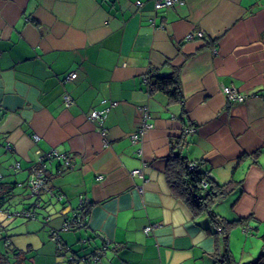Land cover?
<instances>
[{
    "label": "crops",
    "instance_id": "obj_1",
    "mask_svg": "<svg viewBox=\"0 0 264 264\" xmlns=\"http://www.w3.org/2000/svg\"><path fill=\"white\" fill-rule=\"evenodd\" d=\"M181 1L155 11L152 0H0V264H66L51 230L78 254L115 244L102 264H226V250L248 264L264 253V0ZM192 32L202 36L186 40ZM150 72L174 75L182 102L151 92ZM224 86L244 102H227ZM104 99L117 104L89 120ZM143 108L153 127L133 142ZM181 135L179 154L227 185L211 206L238 221L226 235L169 186ZM49 150L70 167L51 159L47 190L31 195L30 169ZM82 201L85 227L62 230Z\"/></svg>",
    "mask_w": 264,
    "mask_h": 264
},
{
    "label": "trees",
    "instance_id": "obj_2",
    "mask_svg": "<svg viewBox=\"0 0 264 264\" xmlns=\"http://www.w3.org/2000/svg\"><path fill=\"white\" fill-rule=\"evenodd\" d=\"M146 83H147L148 89L151 92L152 91H159V92H162L165 95H167V97L173 102H176V103L182 102L183 96H182L181 88H180V85H179V83H178V81L174 75L171 74V75L162 76V75L150 72L146 77ZM106 107L107 106H105L103 109H105ZM110 109L108 110V112L110 111ZM92 111H94V110H92ZM95 111H97V110H95ZM108 112H107V114H108ZM192 128H190V127L184 128L182 135L187 134L188 132H191L192 130H194ZM182 135L180 137H178L174 143H172L171 153L168 156V162H169L168 165H170V166L167 168V179L169 182V186L172 188L173 192L177 196H179V198L184 203H186L194 213H198L200 211H205V212H207L209 218L211 219V221L213 223L224 224V225L220 226L219 230H220V233L222 235H226L228 228L231 226H234L238 221H225V223H224L223 219L218 217L213 212V210L211 209V206L214 202H216L222 196H224L223 194L226 193L227 185L213 184L211 179L206 175V173L203 174V173L197 171V169H196L197 165L192 170L188 169L189 163L187 162L186 158L182 157L178 152L180 141L183 140ZM59 154H63V153H59ZM65 157H66V155H65ZM50 160L51 159L47 160L46 163L44 162L46 167H47V163ZM67 167H70V166H67ZM46 171L48 173V170H46ZM49 176L50 175L48 173V179H49ZM1 178H2V175L0 174V179ZM203 180H206V186L205 187L202 186ZM40 192L41 191H39L36 195H38ZM36 195H34V196H36ZM80 205H81L80 208H82V203ZM2 206H3V199L0 195V210H3ZM84 206H85V204H84ZM28 211H30V210H28ZM86 212H87V210L85 211V213L79 212V213L83 214V216L79 215L80 218L78 216L77 220L70 221V224L68 225L67 229H62V226H61V229L62 230H69V229L84 228L85 223H86V221H85ZM72 218H70V219H72ZM63 223H62V225H63ZM53 231L54 230H51L50 233L56 232V237H54V239L53 238L52 239L55 241L57 251H59V253H62L64 255L66 264H102L101 262H102V256L104 254V251L110 247H112L114 249V246H115V244H110V242L108 240H103L101 245L97 246L93 252L87 253V254L86 253L78 254V253L72 251V249L69 246L60 242L57 231H54V232ZM51 237H52V235H51ZM222 257H223V260L226 264H229V263L233 264V261L231 259V256H230V253L228 250H226L225 254ZM263 257H264V253H262L258 257L257 260H254L248 264H259L260 260H262ZM234 264H237V263H234Z\"/></svg>",
    "mask_w": 264,
    "mask_h": 264
},
{
    "label": "built area",
    "instance_id": "obj_3",
    "mask_svg": "<svg viewBox=\"0 0 264 264\" xmlns=\"http://www.w3.org/2000/svg\"><path fill=\"white\" fill-rule=\"evenodd\" d=\"M153 4H154V9L155 11H158L162 8L165 7H169L174 5L175 3L178 4H182L183 1L181 0H152ZM202 34L201 32H192V33H188L186 35V40H191L195 37H201ZM75 77V72H70L65 80H69ZM146 81V78H145ZM222 92L223 95L225 96V99L227 100V102H239V103H243L245 100V96L240 94L237 89L231 87V86H224L222 88ZM263 98H264V92L262 94ZM62 102L65 105V107H70L71 105H73V99L69 94H64L62 97ZM102 103H107V107L103 110H97V111H92L89 115H88V119L91 121H99L100 123H102L105 120L106 114L108 112V110L114 106H116V102L115 101H107V100H102ZM149 118V114L147 109L143 108V122L141 127L138 129L137 133H134L131 136V140L134 142L136 140H138L139 137H141L147 130L151 129L153 127V124L148 123L147 120ZM98 133L104 138L106 135V129L104 128V126H101L98 128ZM33 140L37 141L38 140V136L37 135H33ZM103 144L104 146H107L108 143L107 141L104 139L103 140ZM40 152V151H39ZM38 153V159L36 164L30 169V174L27 180V187L30 190V194L31 195H36L39 191L42 190H47L48 187V173H47V168L46 165L44 164V162L46 163L47 160L49 159H62L65 163V165L70 166V161L65 157L64 154H59L54 150H49L45 153ZM140 153V152H139ZM39 162V163H38ZM43 163V164H42ZM196 166L195 163H189L188 164V169L192 170L194 169ZM14 169H19V164L17 163L15 165ZM131 175H139L141 176V173L139 170H134L131 172ZM206 179V178H205ZM202 186L205 187L206 186V180L202 181ZM82 203V208L79 210V212H84L86 211V208ZM18 215L27 218V219H35V213L32 211H28V210H23L19 213H17ZM81 216V213H77V215L70 220H67L63 223L62 225V229H67L68 225L70 224V221H75L77 220L78 216ZM79 216V218H80ZM151 226H146L144 228V232L148 233L151 230ZM54 232V231H53ZM52 238L54 239V237H56V232L51 233Z\"/></svg>",
    "mask_w": 264,
    "mask_h": 264
},
{
    "label": "rangeland",
    "instance_id": "obj_4",
    "mask_svg": "<svg viewBox=\"0 0 264 264\" xmlns=\"http://www.w3.org/2000/svg\"><path fill=\"white\" fill-rule=\"evenodd\" d=\"M16 164H17V163H16ZM16 164H15V165H16ZM16 170H17V169H16Z\"/></svg>",
    "mask_w": 264,
    "mask_h": 264
}]
</instances>
